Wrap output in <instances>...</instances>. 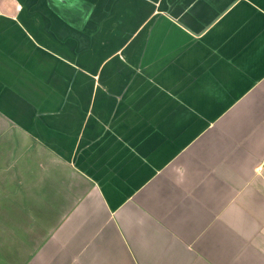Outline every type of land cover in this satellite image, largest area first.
<instances>
[{
  "label": "crops",
  "instance_id": "1",
  "mask_svg": "<svg viewBox=\"0 0 264 264\" xmlns=\"http://www.w3.org/2000/svg\"><path fill=\"white\" fill-rule=\"evenodd\" d=\"M3 136L44 155L23 264H264V0H0Z\"/></svg>",
  "mask_w": 264,
  "mask_h": 264
},
{
  "label": "rangeland",
  "instance_id": "2",
  "mask_svg": "<svg viewBox=\"0 0 264 264\" xmlns=\"http://www.w3.org/2000/svg\"><path fill=\"white\" fill-rule=\"evenodd\" d=\"M0 143V264H23L31 247L41 240L42 234L50 232L45 228L50 212L42 217V212L52 208L47 200L43 201L50 195L40 183L44 155L19 139L10 148L4 136ZM59 172L66 176L69 171L60 168ZM56 174L54 170L53 175ZM60 190L63 192L64 188Z\"/></svg>",
  "mask_w": 264,
  "mask_h": 264
}]
</instances>
